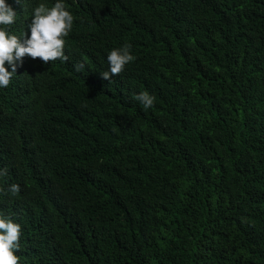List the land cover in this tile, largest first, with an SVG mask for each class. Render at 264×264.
Segmentation results:
<instances>
[{"label": "trees", "instance_id": "16d2710c", "mask_svg": "<svg viewBox=\"0 0 264 264\" xmlns=\"http://www.w3.org/2000/svg\"><path fill=\"white\" fill-rule=\"evenodd\" d=\"M40 2L9 0V31ZM65 3L67 60L25 55L0 88L18 264H264V0Z\"/></svg>", "mask_w": 264, "mask_h": 264}, {"label": "clouds", "instance_id": "9594fccd", "mask_svg": "<svg viewBox=\"0 0 264 264\" xmlns=\"http://www.w3.org/2000/svg\"><path fill=\"white\" fill-rule=\"evenodd\" d=\"M20 2V0H17ZM17 19V12L9 0H0V88H6L16 74L19 64L25 55L43 62L67 60L65 55V38L72 30L74 16L66 7L65 0H55L50 6L40 2L32 9L28 32L18 37L9 31ZM135 59L131 44L123 43L107 52L108 68L102 70L105 80L124 71L125 66ZM77 71L84 68L83 64L74 65ZM9 68L11 70H9ZM134 99L144 110L154 106L155 97L147 91L134 94ZM5 170L0 169V176ZM7 193L15 195L20 191L19 185L10 184ZM21 224L12 216L0 212V264H18L16 253L20 250Z\"/></svg>", "mask_w": 264, "mask_h": 264}]
</instances>
